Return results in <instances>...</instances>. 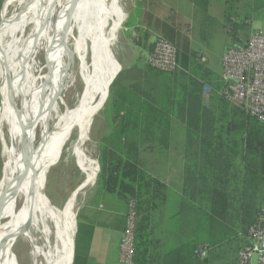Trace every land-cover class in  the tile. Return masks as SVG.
I'll list each match as a JSON object with an SVG mask.
<instances>
[{"label": "trees", "instance_id": "trees-1", "mask_svg": "<svg viewBox=\"0 0 264 264\" xmlns=\"http://www.w3.org/2000/svg\"><path fill=\"white\" fill-rule=\"evenodd\" d=\"M187 1L199 6L204 2ZM223 3V27L232 39L229 45L247 42L256 30L253 24L264 20V0ZM136 33L137 47L150 53L155 44L150 42V30L136 28ZM157 39L177 47L178 68L162 72L146 63L144 75L159 83L145 86L146 102L129 90L120 92L118 79L115 82L107 111L110 133L100 142L98 191L135 205L134 264H161L158 215L168 220L162 264L232 261L251 247L250 231L264 211V124L220 95L221 83L210 78V70L197 53L189 52L188 43L179 46L164 36ZM141 62L139 57L137 64ZM206 86L213 92L208 107L203 101ZM173 121L184 128V176L182 195L170 209L168 187L147 171L140 154L144 145L169 149ZM85 234L79 225L75 264L83 262ZM202 251L209 257L202 259ZM174 256L176 262L171 261Z\"/></svg>", "mask_w": 264, "mask_h": 264}, {"label": "bare ground", "instance_id": "bare-ground-1", "mask_svg": "<svg viewBox=\"0 0 264 264\" xmlns=\"http://www.w3.org/2000/svg\"><path fill=\"white\" fill-rule=\"evenodd\" d=\"M6 2L0 24V137L4 163L0 197L6 194L0 224V264H15L11 250L18 235L34 246L38 262L71 264L78 207L76 197L86 183L72 196L69 212L65 214L48 200L44 182L55 154L65 143L70 146V160L76 165L84 161L90 164L87 187L97 179V159L89 155L86 146L94 116L106 104L109 84L120 70L116 71L108 32L103 28L108 25L110 14L108 10H100L101 4L109 0ZM121 21L118 13L112 30L119 28ZM79 27L85 31L95 51L93 65L97 73L90 80L87 97L70 112L61 109L59 95L68 78L71 50L80 44L76 37ZM41 56L45 58L43 64L39 62ZM47 123H53V132L45 135L35 148L38 130ZM79 123L82 128L77 133ZM21 128L25 130L22 132ZM24 147L34 152L33 167L27 176L21 161ZM50 223L55 226V233Z\"/></svg>", "mask_w": 264, "mask_h": 264}, {"label": "crops", "instance_id": "crops-1", "mask_svg": "<svg viewBox=\"0 0 264 264\" xmlns=\"http://www.w3.org/2000/svg\"><path fill=\"white\" fill-rule=\"evenodd\" d=\"M135 3L134 16L132 17L134 24L132 28L138 27L150 30L152 35L150 42L156 40L157 36H164L179 46L183 43H188L189 52L197 53L201 63H208L209 59L205 56V52L211 53L210 44L207 42L201 46H195L191 42V38L197 30L201 31L208 27V25L212 27L215 22L220 24L221 27L219 30L224 34L223 22L225 8L223 0H204V2H200L201 6L187 0H135ZM260 23L263 24L261 21ZM258 28L262 29L261 27ZM211 32L213 31L211 30ZM227 46L228 44L223 47L222 55ZM145 58L143 57L141 62L143 69L140 71L138 81L136 83L133 80L127 82V90L137 98H140L142 102L148 100L145 86L150 85L154 87L157 84L159 85L158 81H153L144 75V66L147 63ZM203 59H205L204 62L202 61ZM137 63L136 61L133 65ZM219 68V77L216 80L221 83V59ZM124 71L125 68L118 78ZM148 93L151 94L150 91ZM109 133L110 128L107 136ZM183 152L184 128L177 121L172 122L169 149H163L159 145L152 147L144 145L141 147L140 160L147 171L156 179L166 184L169 189V196L170 189H173L172 192L175 196V201L173 202V207H170V209L174 208V205H176L182 195L184 176ZM168 182L173 183V186H170ZM167 206H169V203ZM128 211L129 205L125 201L113 194L103 191L99 192L98 189H95L80 210L78 216V230L80 225L86 233V238L81 249L83 260L81 264H121L120 244L122 233L126 227ZM161 213L163 214L164 212ZM155 224L156 235L164 244L168 220L162 217V215H158L155 217ZM245 241L247 242L248 240L245 238ZM162 243H160V247L157 250V254L160 255L159 263L161 264L166 254L165 247ZM176 254L180 255L181 253ZM186 256L187 254L185 253V258ZM207 257L209 255L205 258ZM170 258L172 262L178 260V256ZM179 260H182L181 257H179ZM229 262L237 264L239 262V254L233 257L232 261L222 260V264ZM251 264H258L257 259L254 258Z\"/></svg>", "mask_w": 264, "mask_h": 264}, {"label": "rangeland", "instance_id": "rangeland-1", "mask_svg": "<svg viewBox=\"0 0 264 264\" xmlns=\"http://www.w3.org/2000/svg\"><path fill=\"white\" fill-rule=\"evenodd\" d=\"M6 1L8 0H0V23L3 13V7L5 3H7ZM135 4V0H118L117 3H115L114 0H109V2H103L100 6V10L104 12H107L108 10V13L111 17H109L108 25H103V28L104 30H106V32H108V42L109 46H111L112 49L111 53L113 52L112 56L115 58L116 71L118 70V68H125V71L118 78L117 82V89L120 92H124V90H127V82L129 80H133L135 83L138 81L140 71L143 69V66L142 63L136 65L133 64L136 63V61L138 62L139 57L141 59H143V57H147V53L141 51V49L137 47L134 42V40L138 37L136 33V28L138 27L132 28V24L134 23L132 21V17L134 16ZM118 13L121 14V24L119 28L112 30L117 21ZM261 22L264 24V20ZM263 24H261L260 21H257L253 24V26L255 29H260L258 27L264 29ZM220 27V24L218 22H215L212 27H209L208 25V27L202 29L201 31L197 30V32H195V35H192L191 38V42L195 44V46H201L207 42L210 44L211 53L205 52V56L209 59L206 67L210 70V78L212 80H216L219 77L218 69H220V59L222 60L221 55L223 47L226 44H228V46H230L229 44H232V39L226 35L225 31L224 34H222V32L219 30ZM211 30L213 32H211ZM76 37L80 40V44L78 43L71 50V61L68 71V78L65 80V85H63L62 92L59 95L61 109L64 111L68 110L70 112L73 109L77 108L79 104L87 97L90 88V80L95 75V73H97V68L95 70L93 65L95 51L88 41L89 39L87 34L79 27L76 31ZM1 48V52H3L2 44ZM43 59L45 60V58H43L42 56L39 58V62L42 64L44 63ZM40 67L41 66L38 65V68ZM38 68L35 71L37 77V72L39 70ZM24 79L27 85L26 78ZM207 88L210 95H212V88L210 86H208ZM58 92H60V89ZM109 107L110 102L108 105L105 104L102 108L103 110L101 109L94 116L93 122L91 124L90 140L86 146L89 155L97 160L99 158L100 138L106 130V125L109 127V123L107 120V111L109 110ZM47 125H45V127L47 126L46 128L44 127L43 129H40L41 131L38 130V137L36 136L35 148H37L41 144V142H43L45 135L50 136L53 132V123H47ZM81 128L82 123H79L77 125V133L80 132ZM77 133L75 135H77ZM66 149L68 150L66 151ZM69 150L70 146H68V143L63 144L59 148L57 154H55L53 164L50 166L44 182L48 200L52 203L53 206H55L65 214L69 212V207L72 204L70 202L72 196H74L77 190L80 189L84 183H86V186L76 197L78 200L77 211L79 207L82 208L85 205V201L88 195L91 194L94 188L98 189L99 187L98 179H96L93 185L87 187V179L91 172L90 164L84 161V163L76 165L74 160H70L68 158ZM2 154L3 145L0 137V181L3 176L4 170ZM168 184L170 186H173V183L168 182ZM170 191L169 205L173 207L175 196L172 192L173 189H170ZM76 219V223L78 226L79 217ZM50 228L53 233L56 232L55 226L51 223ZM34 249V246L29 241H27L22 235H18L13 240L11 254L15 256L17 264H42L35 258ZM12 259L16 264L13 256Z\"/></svg>", "mask_w": 264, "mask_h": 264}, {"label": "built area", "instance_id": "built-area-1", "mask_svg": "<svg viewBox=\"0 0 264 264\" xmlns=\"http://www.w3.org/2000/svg\"><path fill=\"white\" fill-rule=\"evenodd\" d=\"M154 43L153 50L147 53V64L162 72H174L178 68L177 47L163 39H157ZM221 64L220 95L232 105L240 107L246 115L264 124V30L253 31L243 44L228 46ZM207 87L203 92L206 106L211 102ZM137 221L135 205L130 203L120 244L121 264H134ZM249 240L251 247L241 252L239 264H251L254 258L258 264H264V211L258 224L251 229ZM200 255L205 258L207 253L202 251Z\"/></svg>", "mask_w": 264, "mask_h": 264}, {"label": "water", "instance_id": "water-1", "mask_svg": "<svg viewBox=\"0 0 264 264\" xmlns=\"http://www.w3.org/2000/svg\"><path fill=\"white\" fill-rule=\"evenodd\" d=\"M56 2V1H55ZM51 12V11H50ZM1 24V23H0ZM123 70V67L120 68V70L118 71V73L114 76V78L112 79V81L110 82L109 84V92H108V96L106 98V104L108 105L109 102H110V96H111V92H112V89H113V86L118 78V76L120 75V73L122 72ZM10 88V87H9ZM11 99V103L14 104V101L12 99V97L10 98ZM103 110V109H102ZM22 129V132L25 130L24 128H21ZM109 132V127L106 125V130L104 131V133L102 134L101 138H100V142L101 140L107 136ZM25 142H27V140L25 139L24 140ZM33 157H34V152L27 149L26 147L22 148L21 149V161L23 163V169H24V172H25V175L27 176L30 172V170L32 169L33 167ZM99 160H100V148H99V158L97 160V163H98V174H97V179H98V176H99V173H100V163H99ZM34 191V187H32V192ZM95 191V188L94 190L91 192V194ZM90 194V195H91ZM90 195H88L86 201L89 199ZM5 199H6V194L2 195L0 197V224H1V221L3 220V214H4V210H5ZM85 201V202H86ZM82 208H78V211H77V215H76V218H78L79 216V213H80V210ZM77 220V219H76ZM77 234H78V226H77V223H76V229H75V233H74V239H73V258H72V261H71V264H75V258H76V241H77Z\"/></svg>", "mask_w": 264, "mask_h": 264}]
</instances>
